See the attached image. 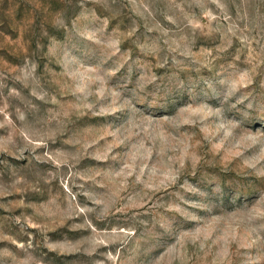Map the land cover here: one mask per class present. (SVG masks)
Returning a JSON list of instances; mask_svg holds the SVG:
<instances>
[{"label":"rangeland","instance_id":"obj_1","mask_svg":"<svg viewBox=\"0 0 264 264\" xmlns=\"http://www.w3.org/2000/svg\"><path fill=\"white\" fill-rule=\"evenodd\" d=\"M0 264H264V0H0Z\"/></svg>","mask_w":264,"mask_h":264}]
</instances>
